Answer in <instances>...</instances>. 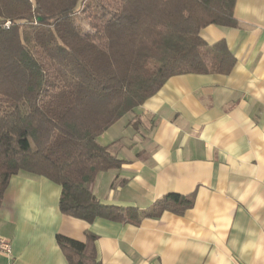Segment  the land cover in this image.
<instances>
[{
	"label": "crops",
	"instance_id": "crops-1",
	"mask_svg": "<svg viewBox=\"0 0 264 264\" xmlns=\"http://www.w3.org/2000/svg\"><path fill=\"white\" fill-rule=\"evenodd\" d=\"M234 26L210 24L224 40L228 73L169 77L98 140L122 160L97 174L103 204L146 210L167 193H194L182 215L163 211L139 224L64 215L61 187L28 172L10 177L0 199V264H68L56 235L95 234L101 264H264V0H235Z\"/></svg>",
	"mask_w": 264,
	"mask_h": 264
},
{
	"label": "trees",
	"instance_id": "trees-1",
	"mask_svg": "<svg viewBox=\"0 0 264 264\" xmlns=\"http://www.w3.org/2000/svg\"><path fill=\"white\" fill-rule=\"evenodd\" d=\"M235 0H0V199L12 175L61 187L62 214L139 224L163 211L182 215L194 193H167L146 210L101 203L98 173L122 160L98 137L137 110L165 81L185 73H228L224 40L210 24L234 26ZM8 26L5 27V23ZM95 234H61L68 264H101Z\"/></svg>",
	"mask_w": 264,
	"mask_h": 264
},
{
	"label": "built area",
	"instance_id": "built-area-1",
	"mask_svg": "<svg viewBox=\"0 0 264 264\" xmlns=\"http://www.w3.org/2000/svg\"><path fill=\"white\" fill-rule=\"evenodd\" d=\"M7 26H8V22L5 23V27ZM0 252L4 253L7 256L11 254V248L7 241L0 240Z\"/></svg>",
	"mask_w": 264,
	"mask_h": 264
}]
</instances>
